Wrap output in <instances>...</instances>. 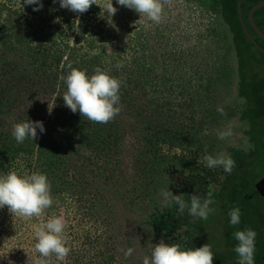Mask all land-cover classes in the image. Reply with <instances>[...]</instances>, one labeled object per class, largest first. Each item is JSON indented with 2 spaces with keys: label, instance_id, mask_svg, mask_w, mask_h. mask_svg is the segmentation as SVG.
I'll return each instance as SVG.
<instances>
[{
  "label": "trees",
  "instance_id": "obj_1",
  "mask_svg": "<svg viewBox=\"0 0 264 264\" xmlns=\"http://www.w3.org/2000/svg\"><path fill=\"white\" fill-rule=\"evenodd\" d=\"M217 1L222 19L233 35L237 63L234 92L243 105L237 124L250 148L245 152L237 147L239 142L231 139L215 152L230 154L235 170L246 172L256 163L264 166V53L257 47H264V42L248 26L247 13L253 3L246 2L244 21L256 44L243 30L238 0ZM74 27H69L70 32H77L75 45L70 46L55 25L31 21L0 3V173H45L52 198L69 203L66 211L85 232L98 234L103 221H109L111 255L123 256L124 263L138 264L139 254L133 250L130 256L124 255L123 250L131 247L125 245L123 230L129 243L136 233L154 243L163 239L185 248L208 243L214 254L213 264H237L233 260L227 263L231 252L219 250L223 245L215 244L214 235L203 220L189 216L187 209L183 214L177 213L176 207L165 205L160 195L168 187L174 195L183 194L185 200L198 192L217 205L231 182L230 174L222 168L195 167L188 160L168 154L172 125L167 122L174 113L168 115V101L157 109L146 106L140 112L139 103L151 100V72L160 62L166 73L170 56L164 61L148 55L139 61L136 38L113 53L106 52L102 45L93 50L94 40L87 39L84 29ZM86 40L93 51L83 53L79 44ZM170 53L172 56V50ZM117 62L122 67L116 68ZM69 65L88 75L100 67L124 82L119 89L121 110L110 121L86 120L64 105L63 77L70 71ZM205 65L207 71L209 67ZM205 87L208 90L209 85ZM143 94L145 99L140 97ZM27 119L42 121L45 132L40 134L37 130L34 141L26 138L17 143L11 136L13 125ZM149 127L158 130V140L153 139L155 134ZM183 132L184 129L179 135ZM119 203L121 211L115 207ZM89 246L94 249V243ZM258 247L255 246V264H264V254Z\"/></svg>",
  "mask_w": 264,
  "mask_h": 264
},
{
  "label": "rangeland",
  "instance_id": "obj_2",
  "mask_svg": "<svg viewBox=\"0 0 264 264\" xmlns=\"http://www.w3.org/2000/svg\"><path fill=\"white\" fill-rule=\"evenodd\" d=\"M96 2L99 4L102 0ZM0 3L8 11H18L31 21L55 25L70 46L75 45L77 36L76 30L69 31V27L74 24V29H84L87 39L94 40L93 50L102 45L106 47V52L113 53L119 48H125L132 38H136L139 61L143 62L148 55L164 61L170 56L166 73L160 62L156 63L151 72V100L139 103L140 112H143L146 106L157 109L159 104L168 101L171 109L168 115L174 112L173 118L167 122L172 125L168 154L170 152V155H177L201 168L206 167L203 155L218 154L215 151L225 145L224 141L234 139L239 142L237 147L245 152L249 150L250 144L243 139V131L237 124L243 105L234 92L237 63L233 35L222 19L217 0H160L162 11L158 23L143 17L139 20L138 13L117 5L115 0L113 6L117 11L112 20L108 18V22L99 16L100 8L95 4L83 13H75L60 8L58 2L53 4L52 0H42L43 7L38 11H33V6L25 5L23 0H0ZM259 15L263 17L259 18V24L264 29V8L260 9ZM87 43L86 40L79 44L83 53L91 50ZM172 45L175 46L173 49ZM174 60L177 62L174 63ZM205 63L209 67L207 71ZM206 85H209L208 90L204 89ZM140 97L145 99L146 96L143 94ZM217 107L222 108L223 112H218ZM182 125L185 127L182 128ZM229 126L232 135L223 140L218 139L217 133ZM148 129L155 134L153 139L158 140V130L154 127ZM183 129L184 134L179 135ZM263 172L264 166L259 163L246 172L235 170L234 167L230 173L228 189L219 196L217 205L210 206L214 211L203 220L214 235L215 244L223 245L219 250L227 254L231 252L227 263L236 261V253L233 251L236 241L231 234L244 228L255 230V246L259 245V252L264 254V197L260 196L254 186L256 178ZM234 206L241 210L240 223L229 226L227 213ZM115 207L121 211L122 204ZM68 208L66 200L53 199V204L42 215L31 218L12 214L7 206L0 208V264H37L39 254L34 250L32 225L45 222L50 216H63V238L70 251L63 261L56 260L55 255L50 254L45 258L47 264H127L123 262V256L115 253L113 258L111 255V226L107 219L103 221L98 234L87 233L73 220L70 211H66ZM122 234L125 245L139 254L138 264H142L143 258L150 256L156 243L142 233L132 235L129 243L127 232L123 230ZM91 242L94 243V249L89 246ZM120 249L122 247L116 251ZM101 251H104V255Z\"/></svg>",
  "mask_w": 264,
  "mask_h": 264
},
{
  "label": "clouds",
  "instance_id": "obj_3",
  "mask_svg": "<svg viewBox=\"0 0 264 264\" xmlns=\"http://www.w3.org/2000/svg\"><path fill=\"white\" fill-rule=\"evenodd\" d=\"M57 2L60 8L75 13H83L89 9L90 5L95 4L100 8L99 16L107 22L108 18L112 20L117 11V8L113 6V0H102L99 4L96 0H52L53 4ZM23 3L32 5L33 11L43 7L42 0H23ZM115 3L134 10L139 14V20L143 17L158 23L161 19L160 0H115ZM68 67L70 71L63 77L66 91L62 98L64 105L71 112H79L86 120L99 123H107L120 112L119 89L124 83L121 79L110 76L100 67H96L91 75L71 65ZM115 67L120 68L122 64L117 62ZM216 110L223 112L220 107ZM37 130L40 134L45 132L43 122L27 119L13 125L11 136L17 143H22L26 138L34 141L38 138ZM231 135L232 130L229 126L219 131L217 138L223 140ZM202 160L209 169L219 167L229 174L235 166L232 156L223 152L215 156L204 154ZM50 189L51 184L47 175L39 171L22 175L14 170L0 173V208L7 206L9 212L19 217H38L53 204ZM160 195L165 205L175 206L179 214H183L187 209L188 215L194 219L206 220L214 211L210 205L215 201L209 196L202 197L198 192L188 195V199L185 200L182 198L183 194L174 195L168 187L167 190H162ZM227 215L229 226L240 223L241 210L238 206L230 208ZM64 227L63 216H50L45 222L32 225L35 239L34 250L39 254L37 264H47L45 258L50 254H54L58 261H63L67 257L70 249L63 238ZM231 235L236 241L233 251L236 253L237 264H255V230L244 228L234 231ZM123 251L125 256H130L133 249L127 248ZM213 257L214 254L208 243L199 247L185 248L178 243H165L162 239L152 247L150 256L146 255L143 258L142 264H213Z\"/></svg>",
  "mask_w": 264,
  "mask_h": 264
},
{
  "label": "water",
  "instance_id": "obj_4",
  "mask_svg": "<svg viewBox=\"0 0 264 264\" xmlns=\"http://www.w3.org/2000/svg\"><path fill=\"white\" fill-rule=\"evenodd\" d=\"M241 2L242 0H238L237 2V7H238V14H239V18H240V22L241 25L243 27L244 32L246 33L247 37L256 44V42L252 39V37L250 36V34L248 33V30L246 28L243 16H242V12H241ZM264 8V0H261L260 2H258L257 4H255L248 12V21L252 27V29L254 30V32L257 34V36L264 42V33L263 31L256 25L255 21H254V14L260 10ZM257 47L259 48L260 51H262L264 53V48L260 47L259 45H257ZM254 186L256 188V190L258 191V193L260 194L261 197H264V172L261 173L255 180L254 182Z\"/></svg>",
  "mask_w": 264,
  "mask_h": 264
},
{
  "label": "flooded vegetation",
  "instance_id": "obj_5",
  "mask_svg": "<svg viewBox=\"0 0 264 264\" xmlns=\"http://www.w3.org/2000/svg\"><path fill=\"white\" fill-rule=\"evenodd\" d=\"M248 0H242V2H241V12H242V16H243V19H244V13H245V9H246V7H247V4H246V2H247ZM261 0H249V2H251V3H253V6L255 5V4H257L258 2H260ZM238 2V1H237ZM252 8V7H251ZM237 9H238V7H237ZM258 11H260V10H258ZM258 11L254 14V21H255V23H256V25L259 27L260 26V24H259V18L261 19V18H263V17H261V15H259L258 14ZM249 12V11H248ZM247 15H248V13H247ZM247 21H248V17H247ZM245 22V21H244ZM246 25V24H245ZM248 26L250 27V29L254 32V30L252 29V27H251V25H250V23H249V21H248ZM246 28L248 29V27H247V25H246ZM260 28V27H259ZM248 33H250L251 34V31L248 29ZM255 33V32H254ZM264 33V32H263ZM256 34V33H255ZM260 46V45H259ZM261 47V46H260ZM262 48H264V47H262Z\"/></svg>",
  "mask_w": 264,
  "mask_h": 264
}]
</instances>
